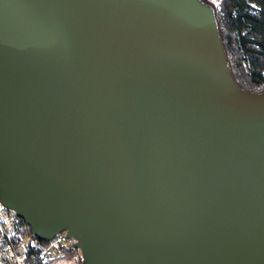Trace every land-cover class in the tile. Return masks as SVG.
Segmentation results:
<instances>
[{
	"label": "water",
	"instance_id": "water-1",
	"mask_svg": "<svg viewBox=\"0 0 264 264\" xmlns=\"http://www.w3.org/2000/svg\"><path fill=\"white\" fill-rule=\"evenodd\" d=\"M0 204L82 264H264V92L199 0H0Z\"/></svg>",
	"mask_w": 264,
	"mask_h": 264
},
{
	"label": "trees",
	"instance_id": "trees-1",
	"mask_svg": "<svg viewBox=\"0 0 264 264\" xmlns=\"http://www.w3.org/2000/svg\"><path fill=\"white\" fill-rule=\"evenodd\" d=\"M213 9L218 33L233 80L251 93L264 92V0H199ZM71 249L63 258L80 252ZM49 260L28 258L24 264H48Z\"/></svg>",
	"mask_w": 264,
	"mask_h": 264
},
{
	"label": "built area",
	"instance_id": "built-area-1",
	"mask_svg": "<svg viewBox=\"0 0 264 264\" xmlns=\"http://www.w3.org/2000/svg\"><path fill=\"white\" fill-rule=\"evenodd\" d=\"M75 243L65 231L50 240L38 239L21 217L0 204V264H24L30 257L63 258L69 250H78Z\"/></svg>",
	"mask_w": 264,
	"mask_h": 264
},
{
	"label": "rangeland",
	"instance_id": "rangeland-1",
	"mask_svg": "<svg viewBox=\"0 0 264 264\" xmlns=\"http://www.w3.org/2000/svg\"><path fill=\"white\" fill-rule=\"evenodd\" d=\"M48 264H77V254H75L72 258H56L49 260Z\"/></svg>",
	"mask_w": 264,
	"mask_h": 264
}]
</instances>
